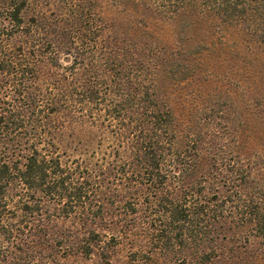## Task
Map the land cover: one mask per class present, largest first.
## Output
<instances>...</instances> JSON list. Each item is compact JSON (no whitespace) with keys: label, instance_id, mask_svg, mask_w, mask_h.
<instances>
[{"label":"trees","instance_id":"1","mask_svg":"<svg viewBox=\"0 0 264 264\" xmlns=\"http://www.w3.org/2000/svg\"><path fill=\"white\" fill-rule=\"evenodd\" d=\"M106 2L0 0V264H259L264 0Z\"/></svg>","mask_w":264,"mask_h":264},{"label":"rangeland","instance_id":"2","mask_svg":"<svg viewBox=\"0 0 264 264\" xmlns=\"http://www.w3.org/2000/svg\"><path fill=\"white\" fill-rule=\"evenodd\" d=\"M38 4V9L45 10L49 15L52 13H56L58 16H63L66 11L69 4V7L75 0H35ZM78 3V2H77ZM108 3L106 0H104V4ZM100 13L102 15H106L109 17L112 16H119V13L109 6V4H105L104 7L100 8ZM153 21H151L152 23ZM155 24V23H154ZM153 24V27H154ZM158 32L161 34V36L167 40L170 43H175L177 41V34L174 32V27L169 23H162L158 26ZM232 67V66H231ZM223 84L222 82H219ZM191 87V86H190ZM192 88V87H191ZM85 262H89L87 260H83ZM259 264H264V259H261L259 261Z\"/></svg>","mask_w":264,"mask_h":264}]
</instances>
